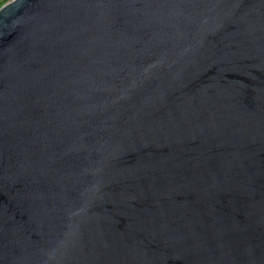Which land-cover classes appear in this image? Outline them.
<instances>
[{
	"label": "water",
	"instance_id": "water-1",
	"mask_svg": "<svg viewBox=\"0 0 264 264\" xmlns=\"http://www.w3.org/2000/svg\"><path fill=\"white\" fill-rule=\"evenodd\" d=\"M0 264H264V0L4 4Z\"/></svg>",
	"mask_w": 264,
	"mask_h": 264
},
{
	"label": "trees",
	"instance_id": "trees-1",
	"mask_svg": "<svg viewBox=\"0 0 264 264\" xmlns=\"http://www.w3.org/2000/svg\"><path fill=\"white\" fill-rule=\"evenodd\" d=\"M6 2H3L0 0V8L5 4Z\"/></svg>",
	"mask_w": 264,
	"mask_h": 264
},
{
	"label": "rangeland",
	"instance_id": "rangeland-1",
	"mask_svg": "<svg viewBox=\"0 0 264 264\" xmlns=\"http://www.w3.org/2000/svg\"><path fill=\"white\" fill-rule=\"evenodd\" d=\"M1 1H3V2H6V3H7V2H9V1H11V0H1ZM6 3H5V4H6Z\"/></svg>",
	"mask_w": 264,
	"mask_h": 264
}]
</instances>
